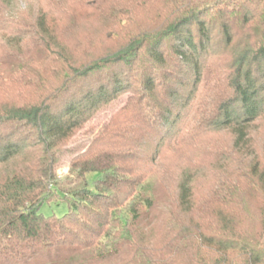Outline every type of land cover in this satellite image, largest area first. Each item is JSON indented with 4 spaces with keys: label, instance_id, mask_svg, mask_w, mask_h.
I'll use <instances>...</instances> for the list:
<instances>
[{
    "label": "trees",
    "instance_id": "trees-1",
    "mask_svg": "<svg viewBox=\"0 0 264 264\" xmlns=\"http://www.w3.org/2000/svg\"><path fill=\"white\" fill-rule=\"evenodd\" d=\"M46 2L29 20L20 0H0V32L18 36L0 56V264H264V162L250 138L264 118V0ZM126 90L60 178L63 143ZM199 128L229 132L231 153L214 156L237 162L197 198L198 169H181L162 201L165 178L126 165L141 160L134 134L145 130L139 150L159 135L153 165ZM56 196L66 213L43 214Z\"/></svg>",
    "mask_w": 264,
    "mask_h": 264
},
{
    "label": "rangeland",
    "instance_id": "rangeland-1",
    "mask_svg": "<svg viewBox=\"0 0 264 264\" xmlns=\"http://www.w3.org/2000/svg\"><path fill=\"white\" fill-rule=\"evenodd\" d=\"M47 0H20V5L27 7L26 14L28 19L30 20L32 17H35V12L42 5H47ZM28 5L30 7H28ZM31 8V9H30ZM1 12V11H0ZM3 12V11H2ZM3 14L5 15H13L11 12H7L4 10ZM2 14V15H3ZM4 17V15H3ZM3 20L1 19L0 25H3ZM15 23V22H14ZM22 23V22H21ZM23 27V25H21ZM20 27V26H18ZM16 26H14V30H1L0 32V56L4 53H8L10 50L9 47L6 46V42H13L14 39H18V36L15 34ZM10 32L14 33V35H9ZM12 46V45H11ZM10 46V47H11ZM3 67H0V72ZM3 73V72H2ZM132 90V89H131ZM133 94V91L126 90L124 94H122L119 98L114 100L109 105L104 106L100 110L96 112V114L88 120L80 129H78L75 134L69 138L62 145V152L60 153V165L57 169V175L62 178L68 174L70 160L75 156L82 154L88 150V147L92 145L98 135L103 130V128L110 122L112 115L129 99V97ZM197 106L190 105L187 111L186 116L184 118L181 117V121L178 124V128H184L183 130L188 132V134H193L196 130V126L194 125V117L197 114ZM184 115V114H183ZM175 129V128H172ZM199 128L200 136L197 138L198 143H194L195 141H191L189 136L187 135V139L189 143L185 146H182L179 151H169L167 148H164L165 145L160 149L162 150L163 158L161 161L150 165L146 159L151 157L153 154L154 146L159 141V135L155 138L154 142H149L143 150H139L140 148H136L138 141H142L145 139V130H140L134 134V137L137 138L135 141L136 144H131L132 152L135 154L139 152L141 154V160L138 163H133L132 160L126 162V165H130V167L135 166L137 171L140 173H145L146 178L149 177L152 181L161 180V178H165L163 182H160L156 187V191L158 197H161L162 201H168L169 197L172 193V182L175 179L181 169H189L193 168L195 173V185L197 189L196 198L201 195L202 189L208 183L212 182L215 177H219L225 174H228L233 169L235 163L237 162L233 158L224 159L222 161H216L214 153H223V156L226 157L231 153L230 148L232 147L233 136L227 131H214L211 128L201 130ZM167 129H164L162 134L166 133ZM251 144L253 150L257 153L259 158L264 162V154L263 144H264V118L257 123L255 128L251 131L250 134ZM98 142V139L95 143ZM94 143V144H95ZM90 148V147H89ZM133 154V155H134ZM245 155L240 154L238 159H241ZM236 161V162H235ZM219 165H223L218 167ZM97 178V173L91 172L87 175V179L92 184L93 180ZM53 201L48 203H44L40 211L45 214H54L58 217L63 216L67 211V205L65 204L64 199L56 196L52 199Z\"/></svg>",
    "mask_w": 264,
    "mask_h": 264
}]
</instances>
